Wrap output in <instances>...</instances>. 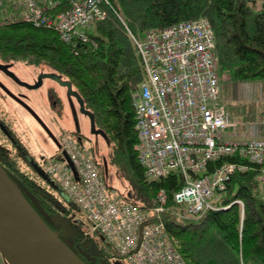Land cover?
Returning a JSON list of instances; mask_svg holds the SVG:
<instances>
[{
    "label": "trees",
    "instance_id": "obj_1",
    "mask_svg": "<svg viewBox=\"0 0 264 264\" xmlns=\"http://www.w3.org/2000/svg\"><path fill=\"white\" fill-rule=\"evenodd\" d=\"M50 1L58 2L50 12L67 7V0ZM7 5L0 15V56L43 63L71 82L109 142L108 160L130 186V200L142 205H149L160 189L170 200L182 182L177 173L148 180L137 161L132 95L143 80V72L125 26L141 38L149 29L206 18L215 37L219 83L226 75L234 86L249 82L264 85V1L106 0L99 5L104 19L84 30L89 38L85 43H66L52 29L7 21L2 18L5 8L10 11ZM261 113L264 116V109ZM260 171V166L249 165L247 171L234 174L214 203L215 210L183 219L171 212L162 215L165 231L185 264H264V186ZM9 178L26 199L30 195L44 210L67 218L74 230L80 229L83 216L78 207L40 177ZM102 180L107 184L105 174ZM72 235L95 263L100 259L107 264L112 259L123 263L100 239L95 242L81 229Z\"/></svg>",
    "mask_w": 264,
    "mask_h": 264
},
{
    "label": "built area",
    "instance_id": "obj_2",
    "mask_svg": "<svg viewBox=\"0 0 264 264\" xmlns=\"http://www.w3.org/2000/svg\"><path fill=\"white\" fill-rule=\"evenodd\" d=\"M102 1L67 0L65 9L50 12L58 2L0 0V15L8 3L3 19L52 29L66 43H85L84 30L104 19ZM125 28L143 72L132 95L137 161L148 180L177 173L181 187L170 200L158 190L144 207L119 201L94 161L74 146L67 150L74 172L58 163L47 172L81 211L89 231L103 237L126 264H185L162 215L183 219L215 210L230 178L249 165L261 167L264 186V138L233 139L235 124L220 97L215 37L207 19L149 29L141 38Z\"/></svg>",
    "mask_w": 264,
    "mask_h": 264
},
{
    "label": "flooded vegetation",
    "instance_id": "obj_3",
    "mask_svg": "<svg viewBox=\"0 0 264 264\" xmlns=\"http://www.w3.org/2000/svg\"><path fill=\"white\" fill-rule=\"evenodd\" d=\"M0 66L3 67H0V166L8 176H38L61 195L59 184L47 172V166L56 162L74 172L66 162L67 159L72 164L67 150L73 146L81 153L84 152L98 166L93 136H104L97 128L91 110L85 108L79 92L68 79L43 63H26L0 56ZM66 82L69 83V88L63 85ZM32 95L38 97L36 98L41 104L40 107L45 108L46 104L45 115H48L49 121L34 105ZM14 112L27 118L24 129L14 124L17 120ZM80 115H85L88 119V135L80 131ZM65 119L69 120L68 127L63 123ZM31 122L37 126L36 130ZM22 135L33 142L28 144L22 139ZM47 142L54 147L51 154H47ZM32 146L40 152L35 154ZM27 199L45 223L82 261L89 264H107L103 259L95 263L85 253L87 249L80 247V242L70 237L75 236L72 235L74 229L70 227V223L63 230L51 221L53 213L44 210L30 195H27Z\"/></svg>",
    "mask_w": 264,
    "mask_h": 264
},
{
    "label": "water",
    "instance_id": "obj_4",
    "mask_svg": "<svg viewBox=\"0 0 264 264\" xmlns=\"http://www.w3.org/2000/svg\"><path fill=\"white\" fill-rule=\"evenodd\" d=\"M89 118L93 126L90 114ZM51 221L68 228V220L59 214ZM0 255L7 264H86L45 223L1 166Z\"/></svg>",
    "mask_w": 264,
    "mask_h": 264
},
{
    "label": "rangeland",
    "instance_id": "obj_5",
    "mask_svg": "<svg viewBox=\"0 0 264 264\" xmlns=\"http://www.w3.org/2000/svg\"><path fill=\"white\" fill-rule=\"evenodd\" d=\"M262 1L264 0H259V2ZM92 28H93L92 30H94V26ZM223 80L225 81H222V84H220L221 98L224 101V104L230 115L231 120H233L236 126V131L234 132L233 139L239 140L244 137H251V136L264 137V116L261 113L262 110L264 109V85H260L255 82H249L234 86L227 81L226 75L224 76ZM32 97H33L32 99L33 103L36 106V108L39 109L42 112L41 115L44 116L47 121H49L48 115H45L46 104H45V108L40 107L41 104H39L37 100L38 97L36 96L37 97L36 98L35 95H32ZM15 114H16L15 118L17 120H15L14 124L17 125L18 128L24 129L23 125L25 123L27 125V121H26L27 118L21 117L17 113ZM78 120H79V128L81 133L88 135L89 125H88L87 117L85 115H80L78 116ZM63 123H65L67 127L70 124L69 120L67 119H65V122ZM31 125L34 126V129L36 130L35 127L37 126L33 125V123ZM22 136H23L22 139L26 141L28 144L29 143L31 144L33 142V140L31 141L28 137H25V135ZM93 142H94L93 147L95 149V156L99 167L98 169L99 176L102 179V176L105 174L106 177L105 182L107 183V185L115 189L117 193H119L118 197L122 199L123 195L125 196L129 192L130 186L128 185L127 181L124 179L122 172L120 170H117L118 168H116L114 165H111V163L108 160L109 158L108 154L111 150L109 142H107L100 135L93 136ZM46 146H47L46 149L47 154H51L54 150V147L49 142H47ZM32 148H33L32 151L35 154H37V152H40L36 147L32 146ZM100 165L102 166V168ZM103 167L105 168V171H103ZM49 192L51 193V191ZM85 226L86 223L82 221L80 228L83 231ZM91 238L95 240V242L98 241L97 236H91ZM0 264H7L4 261V259L1 257V255H0Z\"/></svg>",
    "mask_w": 264,
    "mask_h": 264
}]
</instances>
